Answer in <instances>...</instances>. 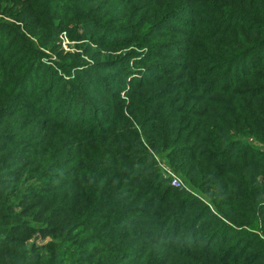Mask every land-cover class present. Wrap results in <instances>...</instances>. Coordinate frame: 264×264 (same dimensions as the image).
Here are the masks:
<instances>
[{
	"label": "trees",
	"instance_id": "trees-1",
	"mask_svg": "<svg viewBox=\"0 0 264 264\" xmlns=\"http://www.w3.org/2000/svg\"><path fill=\"white\" fill-rule=\"evenodd\" d=\"M17 1L41 11L0 21V264H264V0H118L140 15L117 27ZM71 19L128 52L52 67Z\"/></svg>",
	"mask_w": 264,
	"mask_h": 264
},
{
	"label": "rangeland",
	"instance_id": "rangeland-1",
	"mask_svg": "<svg viewBox=\"0 0 264 264\" xmlns=\"http://www.w3.org/2000/svg\"><path fill=\"white\" fill-rule=\"evenodd\" d=\"M71 2V0H67ZM79 1V0H77ZM106 3H101L102 0H91L89 4H86L84 2L76 3L79 8H84L87 10V14L91 15L95 18H99L103 20L105 24L112 25L113 27L117 25H125L126 23H130L136 15H140V13H136V15H132L129 13H124L123 7L124 4L120 3L118 0H104ZM41 10H32L29 9V7L24 3L23 1L19 2L17 0H0V21L1 22H7L11 25L19 26L23 32H25L26 26L36 18L38 12ZM17 17L15 18L14 17ZM144 15L141 13V16ZM140 16V17H141ZM73 24L65 25L61 23L59 25V28H57V32L55 35H52L53 39L49 41L46 47H43L42 50L46 54V58L44 59L45 62L49 65H51L54 68H58L60 70L63 69V66L68 64H73L74 62L78 63H88L89 65H95L96 62L102 60H109V59H116L120 56L125 55L128 52V48L125 49H104L101 46H98L94 41H87L82 40L78 37L77 27L74 24L73 19H71ZM67 27V29H66ZM41 29V28H40ZM29 32V31H28ZM30 33V32H29ZM33 33L37 34L38 36L42 33L41 30H33L32 34H28V36L31 39H35V35ZM33 36V37H32ZM29 57H27L26 61L29 60ZM101 61V62H102ZM25 63V61H24ZM80 65V64H79ZM23 72H26V69H23ZM116 70L112 68L109 71H101V74L104 76H111V78L115 79L116 76ZM0 77L2 78V75L0 73ZM9 79L10 77H5ZM3 77V79H5ZM118 82H124L125 79L122 78L121 80H117ZM22 140L18 142H14L13 146L15 149L19 150L23 148L27 143L21 142ZM44 155L45 156V150L42 149V151H38V155ZM39 159H42L40 156H38ZM159 159V158H158ZM157 166L159 169L162 170V172H165L168 177H170L171 185L172 180L174 177H177L182 182L181 187H175L178 189L184 188V189H192L191 186L187 185L186 182L180 177L173 169L170 167V163L168 160L162 156L157 162ZM173 186V185H172ZM193 190V189H192ZM254 222L258 225L256 228L253 227V230L257 233L258 237L260 239L264 240V233H263V227L264 222L258 221L257 219H254ZM34 244L41 245V241H34ZM33 245L29 244V248L33 247ZM257 245V244H256ZM262 244H258L255 246L252 251L255 250H261ZM49 257V256H48ZM66 264H69L68 262Z\"/></svg>",
	"mask_w": 264,
	"mask_h": 264
},
{
	"label": "built area",
	"instance_id": "built-area-1",
	"mask_svg": "<svg viewBox=\"0 0 264 264\" xmlns=\"http://www.w3.org/2000/svg\"><path fill=\"white\" fill-rule=\"evenodd\" d=\"M172 185L175 187H181L182 182L180 183L179 179L177 177H174L172 180Z\"/></svg>",
	"mask_w": 264,
	"mask_h": 264
}]
</instances>
